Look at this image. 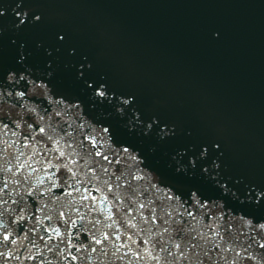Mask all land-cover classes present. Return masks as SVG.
<instances>
[{"label":"snow or ice","instance_id":"1","mask_svg":"<svg viewBox=\"0 0 264 264\" xmlns=\"http://www.w3.org/2000/svg\"><path fill=\"white\" fill-rule=\"evenodd\" d=\"M11 12L15 33L44 23ZM53 39L0 54V264H264V183L229 174L220 142L165 150L173 122Z\"/></svg>","mask_w":264,"mask_h":264},{"label":"water","instance_id":"2","mask_svg":"<svg viewBox=\"0 0 264 264\" xmlns=\"http://www.w3.org/2000/svg\"><path fill=\"white\" fill-rule=\"evenodd\" d=\"M51 2L27 5L43 13L44 21L49 17L52 28L43 32L41 24L16 38L55 43L54 33L65 34L67 44L87 56L117 91L135 94L143 110L153 107L145 114L163 117L177 133L187 134L177 146L204 144L199 137L220 142L229 174L245 178L205 0H72L79 15L74 22L58 11L66 9L63 3L48 13ZM5 5L0 2V8ZM10 23L0 17V44L9 45L13 37ZM94 26L102 31L94 33ZM105 32L110 35L101 36ZM0 54L7 66L13 50L4 52L0 45Z\"/></svg>","mask_w":264,"mask_h":264},{"label":"clouds","instance_id":"3","mask_svg":"<svg viewBox=\"0 0 264 264\" xmlns=\"http://www.w3.org/2000/svg\"><path fill=\"white\" fill-rule=\"evenodd\" d=\"M214 37L217 35V33L216 32H213V34H212Z\"/></svg>","mask_w":264,"mask_h":264}]
</instances>
